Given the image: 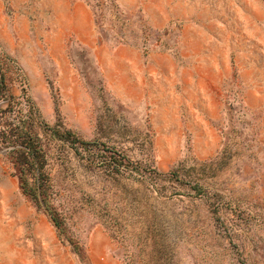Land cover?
<instances>
[{"label": "rangeland", "instance_id": "374dc122", "mask_svg": "<svg viewBox=\"0 0 264 264\" xmlns=\"http://www.w3.org/2000/svg\"><path fill=\"white\" fill-rule=\"evenodd\" d=\"M77 1L0 0L7 94L98 152L36 124L63 239L0 146V264H264V0Z\"/></svg>", "mask_w": 264, "mask_h": 264}, {"label": "trees", "instance_id": "16d2710c", "mask_svg": "<svg viewBox=\"0 0 264 264\" xmlns=\"http://www.w3.org/2000/svg\"><path fill=\"white\" fill-rule=\"evenodd\" d=\"M90 4L96 14L102 39L106 42L113 38L107 27V17L111 16L113 25L116 27V39L119 41H128V17L120 8L117 0H84ZM10 61V57L0 47V100L5 99V102L0 106V146H13L9 154L14 156V164L17 166V174L20 184L26 193L30 194L36 203L43 208L52 218L54 224L59 230L63 239H68L66 235L67 227L64 219L57 211L52 192L49 177L45 172L47 163L46 148L44 143L36 132V124H39L45 131H52L54 136L69 143L76 154L85 158L89 156L97 157L98 152L94 150V142H90L81 138L71 130L62 131L57 127H51L42 117L39 109L27 99L18 100L15 97L7 94V84L5 80L4 62ZM94 94H104L105 86L101 79V84L98 87H91ZM26 102L27 111L24 112L22 105ZM99 152L101 149L98 150ZM92 159H96L93 158ZM103 163L114 166V168H125L123 162L110 159L105 156ZM151 157V156H149ZM91 159V158H88ZM152 158L147 162V167L155 169L152 166ZM71 241L72 247L78 253L84 264H88V257L85 249L78 242Z\"/></svg>", "mask_w": 264, "mask_h": 264}, {"label": "crops", "instance_id": "0c3cea01", "mask_svg": "<svg viewBox=\"0 0 264 264\" xmlns=\"http://www.w3.org/2000/svg\"><path fill=\"white\" fill-rule=\"evenodd\" d=\"M78 5L84 6V5L81 3V1H79V0H78L77 2H75V7L78 6ZM84 7H85V6H84Z\"/></svg>", "mask_w": 264, "mask_h": 264}, {"label": "water", "instance_id": "95a60500", "mask_svg": "<svg viewBox=\"0 0 264 264\" xmlns=\"http://www.w3.org/2000/svg\"><path fill=\"white\" fill-rule=\"evenodd\" d=\"M7 151V149H3V152Z\"/></svg>", "mask_w": 264, "mask_h": 264}]
</instances>
